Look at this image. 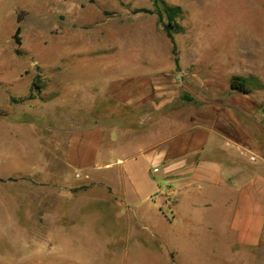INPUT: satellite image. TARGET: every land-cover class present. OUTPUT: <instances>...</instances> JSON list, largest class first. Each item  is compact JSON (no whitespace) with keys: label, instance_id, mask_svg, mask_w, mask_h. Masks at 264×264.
<instances>
[{"label":"rangeland","instance_id":"1","mask_svg":"<svg viewBox=\"0 0 264 264\" xmlns=\"http://www.w3.org/2000/svg\"><path fill=\"white\" fill-rule=\"evenodd\" d=\"M163 1L180 10L175 47L166 17L135 12L152 0H0V264H264V231L234 246L215 214L150 205L167 180L139 154L200 124L247 136L262 162L264 0ZM93 129L97 165L68 167L70 137ZM54 167L57 221L58 200L40 205Z\"/></svg>","mask_w":264,"mask_h":264},{"label":"crops","instance_id":"2","mask_svg":"<svg viewBox=\"0 0 264 264\" xmlns=\"http://www.w3.org/2000/svg\"><path fill=\"white\" fill-rule=\"evenodd\" d=\"M100 136L106 134L96 129L71 136L65 152L66 165L96 166L102 150ZM152 139L156 142L139 154L167 183L165 190L162 184L155 183L162 199L150 196V205L153 203L162 212L166 206L173 220L185 208L196 220L215 214V224L225 229L234 246L251 247L260 243L264 231V159L258 164L251 160V154L259 156L260 151L247 136H232L212 125L196 124L179 133L152 136ZM55 168L46 172V179L55 182L40 205L45 206L43 212L49 215L51 206H56L58 200L60 207L54 217L57 221V215L63 214V173L60 170L57 175ZM121 197L128 205L126 194L120 193Z\"/></svg>","mask_w":264,"mask_h":264},{"label":"trees","instance_id":"3","mask_svg":"<svg viewBox=\"0 0 264 264\" xmlns=\"http://www.w3.org/2000/svg\"><path fill=\"white\" fill-rule=\"evenodd\" d=\"M156 10H151L147 8L137 9L136 13H146V14H156L159 19H163V17L167 18V23L164 25V29L166 31V35L169 38L173 47H175V39L174 34L179 32V28L176 23V16L180 12L179 8H170L168 7L163 0H152ZM18 21H20L18 19ZM20 29H17V34ZM177 62V60H176ZM229 86L231 90L236 91L238 93L249 94L251 93V88L247 83V79L240 76H233L230 79Z\"/></svg>","mask_w":264,"mask_h":264},{"label":"built area","instance_id":"4","mask_svg":"<svg viewBox=\"0 0 264 264\" xmlns=\"http://www.w3.org/2000/svg\"><path fill=\"white\" fill-rule=\"evenodd\" d=\"M251 160H252V161H255V158H254V157H252V158H251Z\"/></svg>","mask_w":264,"mask_h":264}]
</instances>
